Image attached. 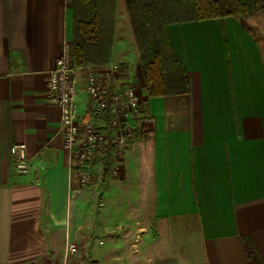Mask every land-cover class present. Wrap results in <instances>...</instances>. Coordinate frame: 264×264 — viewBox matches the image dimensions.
<instances>
[{"label": "crops", "instance_id": "0c3cea01", "mask_svg": "<svg viewBox=\"0 0 264 264\" xmlns=\"http://www.w3.org/2000/svg\"><path fill=\"white\" fill-rule=\"evenodd\" d=\"M114 4L105 56H73L77 119L88 120L87 70L109 66L111 90L136 87L142 118L128 120L120 154L111 133L110 171L97 162L81 188L68 180L60 109L46 98L64 41L74 52L71 0H0V264H58L68 244L69 264H254L245 239L264 259V51L251 27L237 17L168 23L190 86L150 96L128 14ZM17 143L26 174L13 170ZM165 228L176 237L159 260Z\"/></svg>", "mask_w": 264, "mask_h": 264}, {"label": "trees", "instance_id": "16d2710c", "mask_svg": "<svg viewBox=\"0 0 264 264\" xmlns=\"http://www.w3.org/2000/svg\"><path fill=\"white\" fill-rule=\"evenodd\" d=\"M130 27L134 37L139 61L150 96L177 94L189 90L187 72L173 53L165 26L171 22L241 18L249 26L253 17L264 19V0H124ZM74 12L73 46L74 58L78 64L90 57L103 58L100 49L107 29L103 28L113 16L114 0H71ZM255 19V18H254ZM251 34L264 51V40L255 30ZM102 126L98 129L106 134L105 141L93 158L92 165L101 163L103 171L109 172L114 150L111 147L109 111L102 114ZM248 258L254 264H264L255 246L245 239Z\"/></svg>", "mask_w": 264, "mask_h": 264}, {"label": "built area", "instance_id": "2783aa9c", "mask_svg": "<svg viewBox=\"0 0 264 264\" xmlns=\"http://www.w3.org/2000/svg\"><path fill=\"white\" fill-rule=\"evenodd\" d=\"M73 56L72 45L64 41L54 67L47 72L46 98L60 109L63 148L71 154L68 180L82 188L93 179L92 161L106 139L105 132L98 129L103 112L106 109L110 111L109 126L114 131L112 144L116 154H120L126 147V140L132 136L128 120L142 118V105L136 87L124 86L118 91L110 89L115 66H109L100 73L89 69L82 90L89 98L90 110L88 120L80 123L75 104L74 78L77 68L73 63ZM25 150L23 143L10 147L13 170L18 174H26L28 171ZM74 250L75 246L68 244L63 261L58 264H69L67 259Z\"/></svg>", "mask_w": 264, "mask_h": 264}, {"label": "rangeland", "instance_id": "374dc122", "mask_svg": "<svg viewBox=\"0 0 264 264\" xmlns=\"http://www.w3.org/2000/svg\"><path fill=\"white\" fill-rule=\"evenodd\" d=\"M124 3H125L124 0H117L116 13H115L117 17H119L120 15L127 16V11H126V7ZM249 24H250V27L253 30H255V32L259 36H261L262 39L264 40V19L263 17L262 16L253 17V20L251 21V23L249 22ZM132 57H134L135 59V63H134L135 69L140 70L141 65H140L139 57L136 55V52H132ZM174 233L175 232L172 233L171 230L165 228L161 232L159 236V240L157 241L158 247L152 248V251H153L152 254L158 255L157 257L159 260H161L163 257H168V256L171 257L172 251L169 248V246L171 245L172 240H174L176 237ZM144 240L145 239H142L141 243H143ZM101 248L102 247H97L95 249L99 250ZM155 264H160V263H155Z\"/></svg>", "mask_w": 264, "mask_h": 264}]
</instances>
